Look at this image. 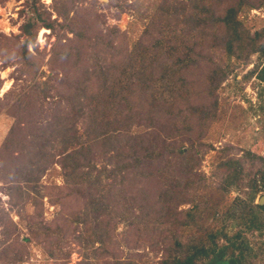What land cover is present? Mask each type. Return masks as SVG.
I'll return each instance as SVG.
<instances>
[{
    "label": "rangeland",
    "instance_id": "374dc122",
    "mask_svg": "<svg viewBox=\"0 0 264 264\" xmlns=\"http://www.w3.org/2000/svg\"><path fill=\"white\" fill-rule=\"evenodd\" d=\"M178 1L193 17L187 22L193 35L203 36L207 58L183 95L163 108L152 107L139 88L129 104L117 106L100 86L102 68L115 63L108 75H118L135 46L182 35L186 21ZM204 1L219 14L235 0ZM190 2L0 0V264H159L163 251L156 234L162 227L153 234L146 225L171 228L174 219L163 215L160 198L170 178L181 179L183 187V170L190 169L186 179L194 181L189 200L179 202V222L199 203V225L219 226L232 201L247 195L246 187L222 189L219 163L247 151L264 156V53L229 55L213 41L209 12L194 15ZM169 18L176 31L166 26ZM238 18L251 34L263 30L264 0H248ZM24 27L35 35L26 49L31 35ZM215 65L227 74L209 92L205 75ZM149 110L154 122L147 121ZM137 142L139 155L149 144L167 143L169 169L153 177L155 167L144 168L147 175L135 168L122 183L120 173L107 175L115 164L132 161ZM178 148L188 156L178 158ZM42 150L47 156L40 159ZM115 182L126 199L111 193ZM255 199L264 204V191ZM237 227L229 226V233ZM183 233L205 238L194 228ZM244 234L255 252L250 261L264 264V248L256 244L264 232Z\"/></svg>",
    "mask_w": 264,
    "mask_h": 264
},
{
    "label": "trees",
    "instance_id": "16d2710c",
    "mask_svg": "<svg viewBox=\"0 0 264 264\" xmlns=\"http://www.w3.org/2000/svg\"><path fill=\"white\" fill-rule=\"evenodd\" d=\"M247 2L248 0H235L226 6L223 13L219 14L214 13L215 10L208 6L204 0H191L190 6L192 7L191 9L194 8L196 10L193 14L197 16L201 12H209L208 14L214 21L211 29L214 34L213 41H215L217 46L223 47L229 55L246 58L252 53H264V29L251 34L238 18V13ZM175 5L181 13H185L183 19L186 23L183 24L182 35L175 34L174 39L167 38L166 42L158 40L156 44H151L150 46H143V43L139 44V47L135 46L128 53V59L123 61L124 66L118 75L110 77L108 75L112 73V71H109L111 67L116 68L117 65L115 63L102 68L103 78H101L100 86L107 92L110 101L117 102V106L120 101H125L129 104L135 95L133 92L136 89L134 90V88H139L146 102H150L152 107L163 108L164 103L174 102L173 100H177L178 97L183 95L185 92L184 87L187 85L190 87L191 82H193H190L188 78L193 76L197 68L199 69L200 65L198 63H200L201 59L207 58L202 51L205 44L203 36L196 38L198 36L193 35V28L195 27L191 28L189 23H187L193 17L188 13L187 9L185 11V6H181L179 1ZM170 22L169 18V24L166 26H171L172 29L170 27V30L172 31L175 28L177 29ZM43 26L47 28L53 27L52 22L46 20H43ZM24 31L31 35V39L26 40V49L27 44L34 41L35 35L31 34L30 27H24ZM176 35L179 37H176ZM168 41L170 42L167 43ZM226 74L223 66L215 65V67H211L210 71L205 75L209 82L208 91H214L226 77ZM259 78L264 82V63L260 68ZM167 93H169V96L166 95ZM77 106L78 104L74 103V106L72 105L71 107V112L76 113ZM150 112L149 110L147 121L154 122L156 116ZM66 114H69V112L66 111ZM130 117L133 118L132 115ZM105 132L108 133L107 130ZM139 143L137 142L136 145L132 146L130 152L132 161H122V163L115 164L113 168L109 169L107 175L117 177V173H120L119 181L122 183L126 179V172L127 174L131 173L136 170L135 168H141L140 175H147L144 168L153 166L155 167L154 171L149 173L153 177L156 174L159 175L163 169H169L170 159H166L164 156V149H168L167 143L157 148L149 144L148 147L144 148L145 152L143 155L138 154V149H142V145ZM186 151L184 148H178V151H175L174 154L178 158L184 159L188 156ZM41 153L40 159L46 158L47 153L43 152V150ZM29 160L34 162L35 159L31 157ZM154 162H157L158 166ZM36 164L38 165V162ZM247 164L249 169L246 171ZM39 166V170L45 168H40ZM219 168L223 172L220 185L224 191H228L232 186L242 190L246 187L247 195L243 198L237 197L232 201L226 210V216L224 215L219 226L215 224L209 226H205V224L199 225V203L193 204L191 208L185 211L183 221L179 222L176 219L179 202L189 200L187 195L190 194L194 181L186 179V175L191 170L187 171L184 168L183 172L186 175L184 174L185 177H183V187H181V179L174 182L173 178H170L168 180L170 184L165 185L164 189L161 190L160 198L163 200V215L167 218L170 216V220L174 219L171 222V228L167 229L160 226V224L157 225L155 222L152 225H146L153 234H156L155 230H157V227H162L159 234H156L160 237L159 244L163 251L159 264H253L249 256L255 254L254 248L250 239H246L244 233L245 231H257L260 235H263L264 232V204L255 201L257 194L264 191V156L247 151L245 155L230 156L223 159L219 163ZM98 180H101L100 176L96 177L94 181ZM117 184L116 182L110 184L115 188L111 193L126 199L127 194L124 193V188L119 187ZM106 207H108V204ZM115 210L116 207H112L109 212L111 213V211ZM217 218L220 219V217ZM229 219L233 221L230 222L228 221ZM177 225L179 226L178 228L176 227ZM229 226H238V229L233 233H229ZM191 228L202 232L205 231V238H196L195 233L194 235L183 236L185 235L183 229L188 230ZM220 239H223V241L220 242ZM256 244H258L260 250H263V239L256 242Z\"/></svg>",
    "mask_w": 264,
    "mask_h": 264
},
{
    "label": "bare ground",
    "instance_id": "6f19581e",
    "mask_svg": "<svg viewBox=\"0 0 264 264\" xmlns=\"http://www.w3.org/2000/svg\"><path fill=\"white\" fill-rule=\"evenodd\" d=\"M45 30H46V29H43V30H42V33H43ZM42 33H41V34H42ZM9 87H10V82L8 81V82L5 84L4 88H3V92L6 91Z\"/></svg>",
    "mask_w": 264,
    "mask_h": 264
},
{
    "label": "water",
    "instance_id": "95a60500",
    "mask_svg": "<svg viewBox=\"0 0 264 264\" xmlns=\"http://www.w3.org/2000/svg\"><path fill=\"white\" fill-rule=\"evenodd\" d=\"M259 203H260V204H262V203H263V201H262V200H259Z\"/></svg>",
    "mask_w": 264,
    "mask_h": 264
}]
</instances>
